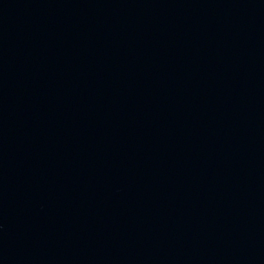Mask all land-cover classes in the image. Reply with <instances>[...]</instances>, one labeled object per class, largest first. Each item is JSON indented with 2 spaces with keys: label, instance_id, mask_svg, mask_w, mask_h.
<instances>
[{
  "label": "water",
  "instance_id": "95a60500",
  "mask_svg": "<svg viewBox=\"0 0 264 264\" xmlns=\"http://www.w3.org/2000/svg\"><path fill=\"white\" fill-rule=\"evenodd\" d=\"M0 264H264V0H0Z\"/></svg>",
  "mask_w": 264,
  "mask_h": 264
}]
</instances>
